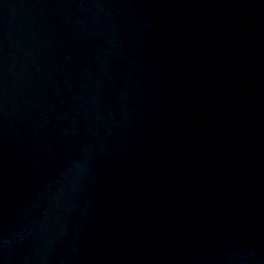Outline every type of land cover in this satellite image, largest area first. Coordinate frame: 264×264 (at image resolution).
<instances>
[{
  "label": "water",
  "instance_id": "water-1",
  "mask_svg": "<svg viewBox=\"0 0 264 264\" xmlns=\"http://www.w3.org/2000/svg\"><path fill=\"white\" fill-rule=\"evenodd\" d=\"M0 264H264V0H0Z\"/></svg>",
  "mask_w": 264,
  "mask_h": 264
}]
</instances>
